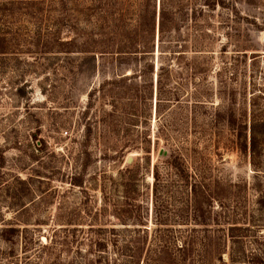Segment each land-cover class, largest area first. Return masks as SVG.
<instances>
[{
    "label": "rangeland",
    "instance_id": "1",
    "mask_svg": "<svg viewBox=\"0 0 264 264\" xmlns=\"http://www.w3.org/2000/svg\"><path fill=\"white\" fill-rule=\"evenodd\" d=\"M0 264H264V0H0Z\"/></svg>",
    "mask_w": 264,
    "mask_h": 264
},
{
    "label": "water",
    "instance_id": "2",
    "mask_svg": "<svg viewBox=\"0 0 264 264\" xmlns=\"http://www.w3.org/2000/svg\"><path fill=\"white\" fill-rule=\"evenodd\" d=\"M132 161H133V159L130 158V159L128 160V163L130 164V163H132Z\"/></svg>",
    "mask_w": 264,
    "mask_h": 264
},
{
    "label": "trees",
    "instance_id": "3",
    "mask_svg": "<svg viewBox=\"0 0 264 264\" xmlns=\"http://www.w3.org/2000/svg\"><path fill=\"white\" fill-rule=\"evenodd\" d=\"M78 184H80V182H78Z\"/></svg>",
    "mask_w": 264,
    "mask_h": 264
}]
</instances>
